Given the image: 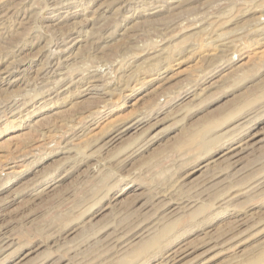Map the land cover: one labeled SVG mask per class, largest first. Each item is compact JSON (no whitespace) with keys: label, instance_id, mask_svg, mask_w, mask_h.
Returning <instances> with one entry per match:
<instances>
[{"label":"rangeland","instance_id":"obj_1","mask_svg":"<svg viewBox=\"0 0 264 264\" xmlns=\"http://www.w3.org/2000/svg\"><path fill=\"white\" fill-rule=\"evenodd\" d=\"M253 260L264 0H0V264Z\"/></svg>","mask_w":264,"mask_h":264},{"label":"bare ground","instance_id":"obj_2","mask_svg":"<svg viewBox=\"0 0 264 264\" xmlns=\"http://www.w3.org/2000/svg\"><path fill=\"white\" fill-rule=\"evenodd\" d=\"M13 11V10H12ZM8 74V72H7ZM102 87V86H101ZM245 143V142H244ZM244 143H242L244 145ZM236 146V145H235ZM241 146V145H240ZM246 146V145H245ZM247 147V146H246ZM241 149V148H240ZM239 150V149H238ZM235 152V151H234ZM234 154V153H233ZM232 157V156H231ZM171 254V253H170ZM182 254V253H181ZM178 256V255H177ZM176 260V259H175ZM174 260V261H175ZM258 262V260H253L252 263L256 264Z\"/></svg>","mask_w":264,"mask_h":264}]
</instances>
